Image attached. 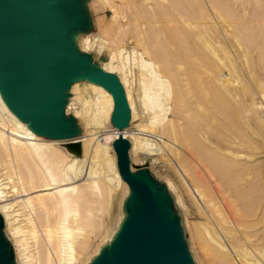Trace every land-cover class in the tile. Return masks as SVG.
I'll return each mask as SVG.
<instances>
[{
  "label": "rangeland",
  "instance_id": "rangeland-1",
  "mask_svg": "<svg viewBox=\"0 0 264 264\" xmlns=\"http://www.w3.org/2000/svg\"><path fill=\"white\" fill-rule=\"evenodd\" d=\"M149 1L79 0L81 4L79 12L84 25L80 30H69L66 38L79 54L87 56L88 64L92 67L104 71V64L110 61L112 53L118 54L121 47L123 53L137 51L136 55L143 56L146 61L156 65V72L166 81L167 93H162L165 98L164 102L162 101L164 117H161L164 120L161 118L162 122L151 125L149 115L145 111L142 113L137 111L134 114H139L132 113L130 121L131 127L137 128L139 125L155 135V139L150 140L157 145V151L147 152L141 147L140 150L131 148L128 152V160L133 172L138 170L147 172L158 187L164 188L170 200V208L180 224L192 264H219V258L209 259L210 239L231 248L237 258L240 254L239 259L245 260L248 264H264V100L260 95L261 85L264 91V63L258 54L256 55V50L250 49L253 48V39L264 38V0H226L233 8L237 7L235 13L239 17L242 15L240 21L243 27L238 25L232 33L223 28L224 20L220 18L219 13L209 10L205 0L197 2L189 0L192 8L188 13L192 16V22L199 23V28L190 34L189 46L184 50L177 43L178 33L173 29L164 28V22H155L157 37L160 38L157 44L166 47L167 50L164 51L163 48L161 56L153 52L148 53L145 46L146 43L149 45L151 33L154 32L150 28L146 29V25L154 23V8ZM65 3L68 8H76L79 5L78 3L73 5L71 0H65ZM114 5L117 8H114ZM205 11L211 14L209 17L211 20L206 18ZM254 14L257 16L261 14L262 17L263 24L258 27L259 30L257 27L252 28L248 23ZM141 26L142 35L139 37L138 30ZM220 27L223 29L221 30ZM241 29L242 33H240ZM133 32L135 33L132 34ZM86 40L92 42V46L88 47ZM124 56L126 57L124 54L120 59H125ZM170 63L172 66L169 65ZM216 71H222L224 74L225 79L221 82L213 79ZM110 74H113L122 85L118 73ZM127 75L133 83L130 94L132 99H135L139 91L144 88L143 85L145 84L146 87L148 82L143 80L136 69L131 70ZM195 77L202 82L205 79L207 82L204 81L205 84L203 82L205 94L200 95L199 101L205 107L208 105L202 114L206 122L210 123L209 118L218 119L212 131L197 125L196 122L188 123L182 115L184 102L181 101L185 92L193 88L195 83L191 79ZM75 81L82 84L87 82L74 78L62 94V96L66 95L63 99L62 116L69 125L68 131L62 139L51 138L44 133L42 138L56 140L53 142V149L61 162L81 161L82 163L77 161L75 163L77 173L79 170L95 169L94 173L91 171V175L93 177L97 174L94 178L91 177L92 180H88L87 184H82L83 179L76 180L72 184L78 186L79 183L82 185L81 188L85 185L84 189H88L87 185L90 181L88 190L91 194L88 193L89 197L80 200L78 216L81 219L73 225L76 242L87 237L85 243L87 245L82 249L81 254L82 261H87L94 258L96 251L106 247L116 234L124 216L123 203L128 190L126 191L125 186L122 185L115 190L112 189L113 192L107 190L105 193L102 190V182L100 184L99 181L102 180L104 173L108 172V169H105L107 164L98 155L94 153L93 155L90 150L84 151L83 142L71 144L73 140L80 141L89 134L85 125L88 113L82 112L83 105L79 100L82 95L79 90H72ZM82 113L84 117L81 116ZM110 115L111 113L105 121L108 128L112 127ZM61 140L66 141L61 142ZM93 143L95 141L91 143L92 146ZM70 150L74 152L71 153ZM203 151L212 154L206 153L205 156ZM1 155L0 174L15 181L12 164L7 163L6 157ZM209 156L211 159L208 158ZM98 158L103 162L101 163ZM235 162L237 165L234 166ZM100 163L106 166H103L106 170L103 173H101L102 168L96 169ZM14 183L12 184L16 185ZM12 184L9 187L13 186ZM93 184H97L98 187ZM97 188L98 191L101 190L100 195ZM11 202L12 198H9L6 203ZM33 218L38 226L43 225L42 220L38 219L39 214H34ZM11 229L4 223V235L14 251L13 244L16 245V240L12 236ZM43 251L44 248L40 243L30 242L24 253L27 263L43 264ZM14 257L16 264H25L20 254Z\"/></svg>",
  "mask_w": 264,
  "mask_h": 264
},
{
  "label": "bare ground",
  "instance_id": "bare-ground-1",
  "mask_svg": "<svg viewBox=\"0 0 264 264\" xmlns=\"http://www.w3.org/2000/svg\"><path fill=\"white\" fill-rule=\"evenodd\" d=\"M150 1L152 2V6L154 8V18H153L154 23H149L148 25H146V29L149 30L150 28V30L154 32L151 33V38L149 39L151 41H149V45L147 43L145 45L147 52L148 53L153 52L154 54L161 56L163 52L162 51L163 48H165L164 51H167L166 47L158 46L157 44L158 40L160 39L157 37V32L155 30L157 22H164L163 25L164 28H167L169 30L173 29L176 33H178L179 36L178 38H176L177 43L181 46L182 49L186 50L190 43V37H191L190 34L193 33V30L199 28L198 27L199 23L192 22V16H190V14L188 13V10L192 8L190 1L189 0H150ZM197 1L198 0H196V2ZM205 1L210 11L220 14L218 15L222 20H224L222 26H224L223 28H226L229 33H232L238 25L240 27H243V24L241 23L242 15L239 17L238 14L235 13L236 11L235 8L237 7L233 8L228 4V1L226 0H205ZM71 3L73 5H76L77 3L79 4V0H71ZM200 3L203 2L200 1ZM243 4L244 3H242V5ZM114 8H117V6L114 5ZM260 15L257 16L254 14L252 16V19H250V22H248L252 28L257 27L258 29V27L261 26V23L264 20L263 21L261 20L262 17H260ZM205 16L206 18L207 17L209 18L211 14L208 11L207 12L205 11ZM209 19L211 20V18ZM223 28L220 27L221 30ZM140 29L138 30L139 37H141L140 35H142V29H143L142 26L140 27ZM241 31L242 29L240 30V33H242ZM261 32L263 33V31ZM134 33L135 32H133L132 34ZM241 40L239 41L241 42ZM253 40H254L252 45L253 48L250 49H255L257 52L256 55L258 54V57L264 63V38L262 39L257 38ZM86 45L90 47L92 46V42L86 40ZM99 48L102 49V46L99 45ZM123 51L124 50L123 49L121 50L120 47V51H118V54L112 53L110 57V61L104 64V71L106 73L109 74L118 73L120 75V81L122 85H120L119 81L118 84L124 87L121 88L123 90L124 99L129 114V119L126 126L122 129L121 132L118 133L113 126L111 128H108L107 124L105 123L106 119L109 116V113L112 114L113 101L111 95L104 88L90 81H87L84 84L79 83V81H75L72 87L73 88L72 90L75 91L79 90L80 94L82 95L80 99L79 98L78 99L83 105L82 112H84L85 114L88 113V115H86L87 119L85 125L86 127H88L87 130L89 134L88 136H86L87 138H84L80 141L73 140L71 144L83 142L82 147L84 148V151L88 152L90 150L92 154L94 153L95 155H98V157H101L104 160V162L107 164L106 165L104 163L107 167L102 165L101 163L103 161L100 160V158H98L101 161L100 164L102 165V167L99 164L98 167H96V169L102 168L103 171L102 172L100 171L101 173L106 171L104 170L103 166L106 167L105 169H108V172L104 173L103 178H101L102 180L99 181V183L102 182V184L101 183L100 184L102 185V190H104L105 193L107 190L113 192L112 189L115 190L117 189V187H121L122 185L125 186L126 191L128 190L127 186L120 180L115 167V157L111 144L117 138V135H121L125 140L128 141L129 144L128 152L131 148L132 149L139 148L140 150V147L143 151H147V152L157 151L156 150L157 145L154 143V141H151L155 139V135L153 133H150L144 128L139 127V125H137V128H134L133 126L131 127L130 121H131V116H133L134 112L139 111L140 113H142L145 111L146 114L149 115L150 117L149 123L151 125H155L157 123L162 122V120H164L162 118L164 117L162 116V113L164 112L163 99L165 97L163 98L162 93L164 92L167 93L166 81L163 79L162 76H160L156 72L155 70L156 65L154 66V64H152L151 62L146 61L143 58V56L141 57L138 56V54L136 55L137 51L135 52L134 50H132L129 51L128 53H123ZM124 54L126 55V57L124 56L125 59L124 58L120 59L121 57H123ZM169 65H171V63ZM190 66L192 67L191 64ZM133 69L139 71L140 76L143 77V80L148 82V85L146 87L145 84L143 85L144 88L139 91V94L136 96L135 99H132L131 97L130 93L132 92L131 90L133 83L132 81H130L131 79L129 80L130 77L128 78L127 75V73H129ZM176 76L179 78L181 77L180 75L179 76L176 75ZM213 79L216 82H221L222 80H224L225 77L223 72L216 71L214 73ZM192 80L195 83L193 88H190L185 92L183 96V101H181L184 102L182 115L184 119L187 120L188 123L189 121L196 122L197 125L199 126L202 125L203 127H205L206 130L212 131V129L214 128L213 125L217 122L218 119L215 117L211 119L209 118L208 120L210 121L211 125L210 123L206 122L202 114L208 105L205 107L199 101L200 95L204 93L203 82L204 81L206 82V80L204 79V81L202 82V80L199 79L198 77L191 79V81ZM260 87H261V92H260L261 99L264 100V91H262L263 86L261 85ZM177 92L175 93L177 94ZM63 93L64 91L61 92V96ZM75 113L78 114L77 112ZM138 114H134V115H138ZM81 116L84 117L83 113ZM43 136L44 134L39 129L38 124L31 121H25L21 116V114L10 104V102L7 100L6 96L4 95L3 91L0 88V153L6 157L5 159H7V163L9 162L10 164H12L14 168V169L12 168V171L13 170L15 171V173H13L15 176L13 174H10V176L11 175L12 177L14 176L16 181L15 182L11 178V180L15 182L14 183L13 181L10 180L9 177L7 178L5 176L4 178L0 174V216L2 217L3 225L5 223L6 226H10L12 228L11 229L12 236L16 240V245L13 244L15 249L14 256L17 257L20 254L22 259H24V263L28 264L27 257H25L26 255L24 253L27 250L28 244L34 241V243L36 244L40 243L44 248L42 254L43 264H90V262L93 259H89L87 261L86 260L82 261L81 259V254L83 251L82 249L87 245V244L85 245L87 237H84V239L81 240L80 242H76L74 237L75 230L73 229V225L78 223L79 220L81 219L78 216V213H80L78 210L79 202L80 200L85 199L86 196L89 197L88 193H90L89 192L90 190L88 189H90V186L88 185H90V181L88 182L89 184L87 185L88 189L87 188L84 189L85 185L83 186V188H81L80 186L82 185H79V183L78 186L72 184L79 179H83L84 182H82V184H85L88 180L91 179L92 177L91 171L94 173L93 170L95 169L91 171H89L90 169L89 170L87 169L85 171L79 170L77 173L76 171L77 165L75 166L77 160L76 161L68 160L69 162L66 163L61 162V159L58 158L56 151L53 149V144H54L53 142H55L56 140L45 138L48 137L46 135L44 137L45 139H43L42 138ZM202 138H204V136ZM62 141H66V140H61V142ZM93 141H95V143H93L92 146L91 143ZM208 151L207 152L203 151L205 156L207 155L206 153H209ZM70 152L73 153L74 151L70 150ZM211 154L209 153V155ZM208 158H210V156ZM77 162H81V161L78 160ZM235 164L237 165L236 162L234 163V166ZM92 165L94 166L96 164H92ZM100 172L99 175L101 174ZM96 175L97 174H95L92 178H94ZM12 183L16 185H13ZM10 184H12L13 186L9 187ZM97 184H93V186L96 187ZM86 189L88 190V192ZM100 191L101 190L98 191L99 195L101 194ZM104 191L102 193H104ZM9 198H12V202L6 203ZM34 214H39L38 219L42 220L43 225L38 226L36 224V220H34L33 218ZM209 242H210L209 243L210 249L208 252L210 255V256L208 255L209 259L219 258L218 259L219 264H248L245 260L239 259L240 254H238V258H237L235 251H233L231 248L222 246L221 243L216 240L210 239ZM98 252L99 250L95 252V256L98 254ZM15 263L17 262L15 261Z\"/></svg>",
  "mask_w": 264,
  "mask_h": 264
},
{
  "label": "water",
  "instance_id": "water-1",
  "mask_svg": "<svg viewBox=\"0 0 264 264\" xmlns=\"http://www.w3.org/2000/svg\"><path fill=\"white\" fill-rule=\"evenodd\" d=\"M80 5L65 0H0V88L25 121L42 133L62 138L68 123L62 116L61 92L79 78L98 84L112 97L111 125L119 133L129 114L121 86L113 74L88 64L66 38L84 23ZM115 167L127 186L123 219L106 247L90 264H192L178 219L163 187L147 172L130 169L128 141L121 135L111 144ZM0 216V264H16Z\"/></svg>",
  "mask_w": 264,
  "mask_h": 264
}]
</instances>
